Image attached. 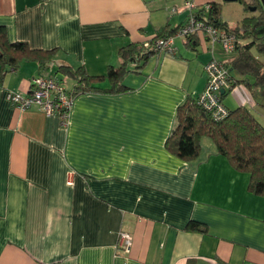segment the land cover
I'll list each match as a JSON object with an SVG mask.
<instances>
[{
    "label": "crops",
    "instance_id": "obj_1",
    "mask_svg": "<svg viewBox=\"0 0 264 264\" xmlns=\"http://www.w3.org/2000/svg\"><path fill=\"white\" fill-rule=\"evenodd\" d=\"M186 2L197 10L224 0H0L9 42L55 49L45 70L23 59L0 75V264H264V197L248 175L212 141L189 161L166 146L179 106L205 86V63L233 56L211 51L202 34L131 60L125 90L73 96L65 124L7 97L29 93L35 75L67 78L72 89L62 64L105 74L122 46H148L185 23ZM222 102L247 106L264 126L243 84ZM191 220L206 229H186ZM120 231L132 236L127 254L116 248Z\"/></svg>",
    "mask_w": 264,
    "mask_h": 264
},
{
    "label": "trees",
    "instance_id": "obj_2",
    "mask_svg": "<svg viewBox=\"0 0 264 264\" xmlns=\"http://www.w3.org/2000/svg\"><path fill=\"white\" fill-rule=\"evenodd\" d=\"M238 1L250 14L243 17L235 26H230L223 20L221 4L217 2H211L210 8L206 11L200 7L194 13L198 19L234 35L235 54L229 60H222L229 69L230 89L243 84L255 105L264 110V8L260 0ZM252 6L255 7L254 10H251ZM175 31L157 35L148 46L136 43L122 46L119 49L121 64L118 67L109 66L103 75H90L82 67L59 65L57 70L63 77L76 80L72 89H66L67 93L75 96L92 90L127 89L123 86L122 80L126 73L131 71L128 63L135 58H145L154 52L155 39L173 34ZM54 52L55 49L30 48L25 41L9 42L4 29L0 27V75L9 67L15 68L23 59L34 60L40 69L45 70L52 61ZM232 71L237 77L232 75ZM105 79L110 86H101ZM228 110L225 118L214 120L196 103V98L182 104L178 108L177 122L166 141V146L179 158L189 161L199 156L201 140L208 137L214 143L217 153L225 156L235 169L248 175V189L264 197V126L247 106L241 105ZM186 229L204 231L206 227L199 221L191 220L187 223Z\"/></svg>",
    "mask_w": 264,
    "mask_h": 264
},
{
    "label": "built area",
    "instance_id": "obj_3",
    "mask_svg": "<svg viewBox=\"0 0 264 264\" xmlns=\"http://www.w3.org/2000/svg\"><path fill=\"white\" fill-rule=\"evenodd\" d=\"M210 3L204 4V10L210 8ZM185 8L190 12L188 17L173 34L158 37L153 43L155 52H173L174 37H189L202 34L209 43L212 51L218 45L223 52L235 51L236 38L223 28L198 19L194 13V5L186 2ZM206 82L203 90L196 97V103L204 108L214 120L225 118L229 110L222 102L221 89H230L231 79L228 66L218 58L212 56L204 65ZM7 97L19 110H25L37 106L47 114H57L61 122L65 124L68 119L73 96L69 95L66 88L51 75H35L30 79V92L27 94L8 91ZM132 245V236L129 232L120 231L116 248L119 252L127 254Z\"/></svg>",
    "mask_w": 264,
    "mask_h": 264
},
{
    "label": "rangeland",
    "instance_id": "obj_4",
    "mask_svg": "<svg viewBox=\"0 0 264 264\" xmlns=\"http://www.w3.org/2000/svg\"><path fill=\"white\" fill-rule=\"evenodd\" d=\"M247 2H250V0H246ZM249 11L245 10L243 5L238 1H224L221 4V16L223 20L228 22L230 26H235L237 23L245 16L249 15ZM219 49V48H218ZM223 58H228V56H232L235 54V51L231 53H226L220 50L219 52ZM59 77V76H58ZM67 78H62L61 84L66 88ZM206 141H211L208 137L203 138V143H206Z\"/></svg>",
    "mask_w": 264,
    "mask_h": 264
},
{
    "label": "water",
    "instance_id": "obj_5",
    "mask_svg": "<svg viewBox=\"0 0 264 264\" xmlns=\"http://www.w3.org/2000/svg\"><path fill=\"white\" fill-rule=\"evenodd\" d=\"M224 1H235V0H224ZM261 1V3H262V6H263V8H264V0H260ZM255 9V7L254 6H252L251 7V10H254ZM221 93H224V90L223 89H221V91H220Z\"/></svg>",
    "mask_w": 264,
    "mask_h": 264
}]
</instances>
